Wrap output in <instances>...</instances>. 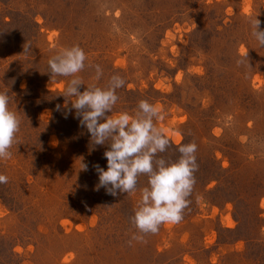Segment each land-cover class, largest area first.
<instances>
[{"label":"rangeland","instance_id":"374dc122","mask_svg":"<svg viewBox=\"0 0 264 264\" xmlns=\"http://www.w3.org/2000/svg\"><path fill=\"white\" fill-rule=\"evenodd\" d=\"M255 17L264 29V0H0V90L21 121L11 157L0 160L8 177L0 264H264V46L252 35ZM72 45L87 56L80 91L119 74L113 111L158 103V126L177 145L195 142L208 166L194 173L183 218L142 241L131 239L130 218L147 176L131 194L94 190L108 148L83 144L90 134L74 109L66 120L70 78L50 82L48 59ZM170 151L164 158L175 160Z\"/></svg>","mask_w":264,"mask_h":264},{"label":"clouds","instance_id":"9594fccd","mask_svg":"<svg viewBox=\"0 0 264 264\" xmlns=\"http://www.w3.org/2000/svg\"><path fill=\"white\" fill-rule=\"evenodd\" d=\"M249 23L259 46H264V29H260V21L255 17L250 18ZM24 51L28 49L24 48ZM86 60V53L79 45L61 47L48 59L47 73H50L51 83L57 77L70 78L62 93L71 100L70 108L65 105V117L74 109V118L87 129L91 142L109 146L103 153L106 169L94 165L98 175L94 190L104 188L112 196L118 192L131 194L137 190L138 177L147 176V185L139 190L140 197L130 218L138 230L131 239L142 241L143 234H155L162 224L178 223L183 218L198 168L197 145L195 142L179 144V156L175 160L158 156L171 143L170 134L157 124L164 118L162 107L141 99L132 113L114 112L119 99L117 90L125 85V79L119 74L112 75L105 86L90 83L80 91V85L85 83L76 74L85 68ZM92 67L95 68L94 79L100 80L103 75L101 66ZM60 108L61 105L57 104L56 110ZM20 123L17 113L9 108L8 91L0 90V160L11 157L10 148ZM82 166L86 170L87 165L82 163ZM7 180L8 177L0 173V184L7 183Z\"/></svg>","mask_w":264,"mask_h":264},{"label":"trees","instance_id":"16d2710c","mask_svg":"<svg viewBox=\"0 0 264 264\" xmlns=\"http://www.w3.org/2000/svg\"><path fill=\"white\" fill-rule=\"evenodd\" d=\"M41 100V102H42V104H45L44 103V99H40ZM39 101V100H38ZM53 105L54 106H52L51 105V107L52 108H54V110H56V105L53 103ZM56 112H57V110H56ZM64 112V110H62V109H60L59 110V113H63ZM66 120L67 121H70L71 122V124H72V118H70V116H69V114H67V116H66ZM63 125H64V121H62V123H60V124H56L55 125V127L56 128H58L59 129V131L61 130V128L63 127ZM61 132V131H60ZM62 134V133H61ZM83 144H85L86 146H89V148L92 150V149H94V147H92V143L90 142V136L88 137V138H86V140L84 139L83 140ZM177 144H175V143H173L172 141H171V143H170V145L167 147V149H166V151L165 152H163V153H158L157 155L158 156H162V157H165V156H168L169 155V153L171 152L170 150H173V151H177ZM109 146H108V144H105V148H108ZM87 151H89L90 152V150H88L87 149ZM196 154V153H195ZM172 158H173V156H171ZM214 158H215V161H216V157H213V155L211 156V159L212 160H214ZM196 161H197V164H198V169L197 170H200L201 171V174H203V171L204 172H206L207 171V168H208V166L206 165V164H204L203 162H201L202 160H201V157L198 155L197 156V154H196ZM220 168H222L221 166H220ZM199 171V172H200ZM140 177H144V175H140ZM208 178H213L214 179V174L212 175V177H208ZM212 179V180H213ZM218 180V179H217ZM104 205V204H103ZM107 205H104V208L105 209H107L108 207H106ZM103 208V209H104Z\"/></svg>","mask_w":264,"mask_h":264}]
</instances>
